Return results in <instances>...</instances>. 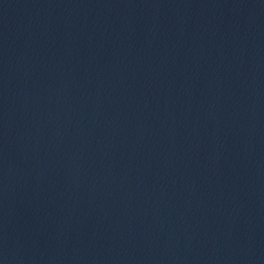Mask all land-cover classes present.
<instances>
[{"label": "water", "instance_id": "water-1", "mask_svg": "<svg viewBox=\"0 0 264 264\" xmlns=\"http://www.w3.org/2000/svg\"><path fill=\"white\" fill-rule=\"evenodd\" d=\"M0 264H264V0H0Z\"/></svg>", "mask_w": 264, "mask_h": 264}]
</instances>
